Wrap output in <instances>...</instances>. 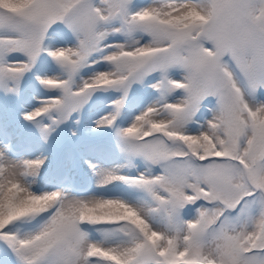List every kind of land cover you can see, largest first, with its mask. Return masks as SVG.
Masks as SVG:
<instances>
[{
    "label": "snow or ice",
    "instance_id": "obj_1",
    "mask_svg": "<svg viewBox=\"0 0 264 264\" xmlns=\"http://www.w3.org/2000/svg\"><path fill=\"white\" fill-rule=\"evenodd\" d=\"M43 57L62 76L23 120L46 142L111 91L96 127L144 170L90 165L136 195L77 197L0 149V264H264V0H0V93ZM134 86L154 98L117 127Z\"/></svg>",
    "mask_w": 264,
    "mask_h": 264
},
{
    "label": "rangeland",
    "instance_id": "obj_2",
    "mask_svg": "<svg viewBox=\"0 0 264 264\" xmlns=\"http://www.w3.org/2000/svg\"><path fill=\"white\" fill-rule=\"evenodd\" d=\"M140 2L142 3L143 0H140ZM59 46H71V44L68 43L67 45ZM106 67L104 63H100L92 68L83 69L80 75L82 77H88L95 71L106 70ZM55 76H62L60 68L51 57H43L24 77L27 78V80L34 81L36 85L38 84V88L35 84L29 83L23 86L25 82L23 79L18 95L20 97L17 98V96L0 93V133L7 134V138L4 141L0 139V149L5 150L11 159L47 158L41 175L36 178V183L33 184L34 190L40 187L46 190H63L77 197L103 194L107 196H120L128 199L136 195L135 190L120 182H115L105 188L97 187L96 177L92 171V167H90V165L94 166L97 171L115 169L121 175H136L138 171L144 170L143 161L140 162L139 159L132 160V164L135 165V167H127L128 159L119 150L115 140L116 138L114 141L113 139L107 141L102 146L97 144L101 134L108 132L113 136L114 129L97 128L96 121L112 110L111 101L116 98L118 94L112 93L111 91L98 92L81 112L74 113L67 122L60 125L56 131L53 132L46 142L41 139L37 129L33 137L30 136V138H28L26 136L28 126L26 121L22 118V113L40 106L41 102L49 95L56 94L55 92H49L40 84V79ZM134 90H139L138 97H140V100L136 101L134 100V96H131L136 93L132 92L130 94L121 115L116 121L119 123L116 125L117 127L128 126L134 117L154 98L151 92L145 91L139 86H134ZM44 122L47 123L48 121L45 120ZM79 131L82 133L79 134ZM98 134H100V136H98ZM65 138L72 141L75 147L74 153H67L64 150H55V148H60V140L62 139V141H64ZM87 142H89L88 147H90L91 151L87 150ZM8 147L12 149H23L25 151L13 156L8 153ZM38 153H41V155L37 156ZM55 155L59 157L57 164L60 169L57 168L56 163H53ZM60 173L69 174L70 178L77 181L80 185L87 183L88 186L85 187L86 192L82 194H73L59 187L57 178Z\"/></svg>",
    "mask_w": 264,
    "mask_h": 264
},
{
    "label": "bare ground",
    "instance_id": "obj_3",
    "mask_svg": "<svg viewBox=\"0 0 264 264\" xmlns=\"http://www.w3.org/2000/svg\"><path fill=\"white\" fill-rule=\"evenodd\" d=\"M36 152H37V151H36ZM40 155H41V153H38V154H37V156H40Z\"/></svg>",
    "mask_w": 264,
    "mask_h": 264
}]
</instances>
